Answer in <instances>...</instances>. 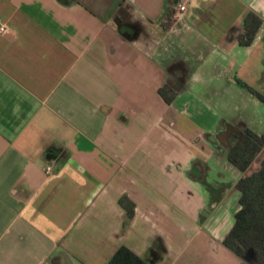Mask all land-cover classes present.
<instances>
[{"label":"crops","instance_id":"0c3cea01","mask_svg":"<svg viewBox=\"0 0 264 264\" xmlns=\"http://www.w3.org/2000/svg\"><path fill=\"white\" fill-rule=\"evenodd\" d=\"M0 20V264H106L120 246L252 264L222 243L243 173L226 152L264 134V0H0Z\"/></svg>","mask_w":264,"mask_h":264},{"label":"trees","instance_id":"16d2710c","mask_svg":"<svg viewBox=\"0 0 264 264\" xmlns=\"http://www.w3.org/2000/svg\"><path fill=\"white\" fill-rule=\"evenodd\" d=\"M261 19L254 12H247L243 20V32L238 41L242 45L252 42L260 27ZM166 102H171L174 92L168 93V86L159 89ZM258 95V94H257ZM260 96V95H259ZM263 99V97L260 96ZM264 134L258 135L245 129L226 152L228 161L239 169L242 175L236 181L239 192L238 209L234 213L233 225L222 243L235 255L242 256L251 251L252 264H264ZM262 153L258 167L249 171L252 162ZM119 204L132 212L134 204L126 195L119 198ZM106 264H149L129 248L120 246Z\"/></svg>","mask_w":264,"mask_h":264},{"label":"built area","instance_id":"2783aa9c","mask_svg":"<svg viewBox=\"0 0 264 264\" xmlns=\"http://www.w3.org/2000/svg\"><path fill=\"white\" fill-rule=\"evenodd\" d=\"M186 10V5L184 3H178L174 9V17L180 19ZM8 32L7 26L0 20V33L4 34ZM50 168L47 167L46 172L49 173Z\"/></svg>","mask_w":264,"mask_h":264},{"label":"rangeland","instance_id":"374dc122","mask_svg":"<svg viewBox=\"0 0 264 264\" xmlns=\"http://www.w3.org/2000/svg\"><path fill=\"white\" fill-rule=\"evenodd\" d=\"M171 18H172V19H171ZM173 18L176 19V18L174 17V12L172 13V16L170 17V19H168L167 22H172V21H174ZM255 93H256V92H255ZM256 94H257V93H256ZM260 96L262 97V96H264V94H262V95H260ZM263 98H264V97H263ZM258 160H259V157H257V158L252 162V164H251V166H250V169H252V168H254V167L256 166Z\"/></svg>","mask_w":264,"mask_h":264},{"label":"flooded vegetation","instance_id":"af4514ba","mask_svg":"<svg viewBox=\"0 0 264 264\" xmlns=\"http://www.w3.org/2000/svg\"><path fill=\"white\" fill-rule=\"evenodd\" d=\"M174 12V11H173Z\"/></svg>","mask_w":264,"mask_h":264},{"label":"water","instance_id":"95a60500","mask_svg":"<svg viewBox=\"0 0 264 264\" xmlns=\"http://www.w3.org/2000/svg\"><path fill=\"white\" fill-rule=\"evenodd\" d=\"M118 23V22H117Z\"/></svg>","mask_w":264,"mask_h":264}]
</instances>
